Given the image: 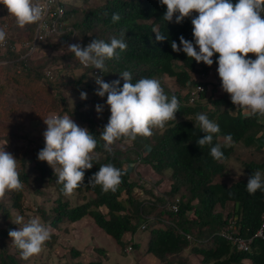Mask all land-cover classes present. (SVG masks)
<instances>
[{
	"label": "trees",
	"instance_id": "1",
	"mask_svg": "<svg viewBox=\"0 0 264 264\" xmlns=\"http://www.w3.org/2000/svg\"><path fill=\"white\" fill-rule=\"evenodd\" d=\"M38 1L40 0H34V3L37 4ZM97 1L92 4L90 0H61L66 9L65 20L75 33L68 30L59 36L49 37L46 43L40 45L41 51L37 54L26 55L28 49L23 48L20 54L11 51L0 54V82H4L0 83V140L2 134L6 135L4 140L11 138L14 143L20 139L18 127L12 122L7 123L9 117L4 113L7 107L13 109L15 106L4 97L5 93L9 89L18 88L19 91H16L23 94L20 104L24 101L31 102L28 97L33 100L39 98L44 92L50 98L49 110L58 111L61 115L67 113L79 120L97 141V147L90 153L93 167L84 170V181L74 189L72 197L64 194L63 185L57 182L54 169L47 162L38 159V153L45 143L40 142L36 147L22 149L12 142L6 143L5 151L18 160L17 170L23 188L8 190L0 197V264L28 262L21 258L20 250L12 243L8 233L18 226L14 223L13 212L20 215L27 212V191L32 189L34 195L43 196L45 188L52 190L57 198H47L45 201L48 204L43 203L33 210L40 214L43 224L51 226L57 233H67L74 225L90 218L98 229L97 232L113 237L124 250L127 246L124 237L128 233L134 236L143 224H148L142 229L150 235L146 252L159 259L162 264H190L183 257L187 250L201 256L203 264H264V239L253 238L264 216V189L255 194H249L246 190L248 177L252 173L260 171L264 178V162L246 163V177L237 182H215L218 176L232 174L228 169V162L236 145L255 146L262 128L258 121L259 114L248 117H242L240 113L233 115L231 101L207 96L206 91L201 93L194 104L189 103L188 93L183 94V91L189 88L187 84L191 74L200 71L198 63L182 50L174 52L171 42L175 41L179 45V38L183 36L195 43L191 17L179 24L161 20L167 9L161 5L160 0ZM78 2L89 5L82 8ZM232 2L236 3V0ZM0 7L4 9H0L4 12L0 28L4 29L3 23L5 20L10 22V15L3 4ZM114 13H119L121 17L116 23L112 22ZM196 15L198 13L192 14ZM25 29L27 35L19 39L13 36L12 40L31 41L35 34V23L27 25ZM153 29L166 35L167 39L156 42ZM5 32L7 35L6 30ZM121 34L127 49H117L112 59L105 58V68L102 71L105 82L120 80L122 87L124 81L120 74L128 71L132 75V83L142 78L156 79L169 100L175 96L180 102L179 111L175 114L176 120L166 122L163 128H152L150 137L138 136L134 141L128 142L130 146L127 149L117 145V141H125L124 138L107 146L100 138L110 115L105 112L103 117H98L96 105L107 104V96L102 100L96 95L98 85L95 83V68L83 67L67 48L69 44L87 46L93 39L107 43L113 37L121 38ZM38 54L43 55L38 58ZM216 56L219 57V54ZM50 68L53 78L46 76V70ZM76 70L81 73H75ZM67 75L71 79L66 80ZM167 78L176 82L178 87L174 91L165 85ZM44 79L48 86L43 89L39 85ZM60 84L70 86V90L78 94L86 92L92 98L87 97L72 109L65 98L53 95L54 90L59 92ZM17 96L19 98V94ZM8 97L11 98L12 95ZM82 106L87 109L80 111ZM200 113L219 125L220 132L213 134L212 145L199 147L197 144L198 139L205 135L196 120ZM229 134L232 141L221 142ZM216 143L221 144L225 157L220 161L210 155V149ZM136 162L139 163L138 169L141 165L150 167L160 176L159 181L163 178L168 180L171 183L170 190L162 192L157 188L158 192L154 185L132 181L127 165ZM105 164H112L121 170V182L114 191L105 192L101 186L89 185L93 174ZM139 189L142 190L140 195ZM172 198L179 199L178 212L167 206L168 199ZM230 203L233 206L225 213V208ZM222 230L236 233L249 241V249L240 250L230 239L220 235ZM189 235L192 239L187 238ZM52 237L50 243H45L50 244L51 250L55 246L53 244L59 241L56 235L52 234ZM140 248V242H133L131 252ZM66 251L68 252L59 262L47 261L42 264H105L101 259L83 262L79 258L81 252L74 247H69ZM96 251L101 256L108 255L103 247H97Z\"/></svg>",
	"mask_w": 264,
	"mask_h": 264
},
{
	"label": "clouds",
	"instance_id": "2",
	"mask_svg": "<svg viewBox=\"0 0 264 264\" xmlns=\"http://www.w3.org/2000/svg\"><path fill=\"white\" fill-rule=\"evenodd\" d=\"M160 3L166 6L167 10L161 20L167 23L174 21L179 24L185 18L191 17L195 43L181 36L179 45L175 41L171 42L172 50H182L189 58L194 59L200 70L198 74L207 72L208 69L205 66L201 69L199 63L212 66L213 56L219 54V57L216 56V63L222 90L229 94L238 109L264 116V0H236V3L232 0H160ZM0 4L15 17L20 28L36 23L42 17V8L34 5L33 0H0ZM193 13L198 15L192 16ZM120 19L119 13L112 15L113 23ZM153 32L156 42L167 39L166 35L156 29H153ZM5 39L6 32L0 28V42ZM67 48L83 67H94L102 72L105 68V58L112 59L117 49L125 51L127 44L121 34V38L113 37L107 43L93 39L87 46L69 44ZM249 54H254L256 59H248ZM177 66L182 68L178 63ZM195 73L191 74L189 81L192 86L197 80L193 78ZM120 76L124 81L122 87L120 80L108 83L103 76H95V83L98 85L96 95L107 96L111 113L100 136L106 146L121 138L132 142L138 136L150 137L152 128L165 127L166 122L176 120L175 114L179 111V100L175 96L169 100L158 80L142 78L132 83V75L128 71H124ZM188 90L189 88L186 93ZM80 96L82 100L87 99L86 92L82 91ZM96 111L101 113L103 106L96 105ZM43 120L47 125L43 133L45 146L39 151L38 159L47 162L54 169L57 182L63 185L64 194L71 195L80 182L84 181V170L93 167L90 153L97 147V141L88 129L78 126L67 115H52ZM196 120L205 133L198 139V146L212 145L213 134L220 132L219 125L202 113L197 114ZM217 139L219 140V137ZM224 140L226 143L231 142L232 136L229 134ZM210 155L217 161L225 158L220 143L211 147ZM54 165H59V168ZM138 165L139 163L137 167ZM17 169L18 160L11 153L0 150V197L8 190L23 188ZM121 175L120 169L112 164H105L93 174L89 185L101 186L105 192L114 191L121 182ZM164 181L166 179L163 178L149 184L154 185L156 189L159 188L158 184ZM167 188H171L170 182ZM261 189H264V178L260 171H256L248 177L246 190L249 194H255ZM169 190L163 189L162 192ZM22 220L23 218L14 223L21 225ZM8 234L12 243L20 250L21 258L27 261L41 253L43 246L50 239L51 229L40 219L33 218L22 224L18 230H9ZM124 241L132 242L127 241L125 237Z\"/></svg>",
	"mask_w": 264,
	"mask_h": 264
},
{
	"label": "rangeland",
	"instance_id": "3",
	"mask_svg": "<svg viewBox=\"0 0 264 264\" xmlns=\"http://www.w3.org/2000/svg\"><path fill=\"white\" fill-rule=\"evenodd\" d=\"M96 2L98 1L90 0V3L92 4H95ZM33 4L35 5L34 0H33ZM78 5L81 6L82 8H86L87 5L89 4H82L81 2H78ZM0 9L4 10L1 7ZM1 10H0V19L3 14ZM193 15H195V13H193ZM8 20H10L11 22L10 28L7 31V34L10 37L14 36L16 37V39L17 38L19 39L28 34L27 30L25 29L27 25L24 28H20L16 23L15 17L11 15L9 16ZM42 55L43 54H38V58H40ZM53 66L57 67V65H53ZM51 69L52 68L47 69V70H49L53 75V72L51 71ZM47 70H46V73L48 72ZM75 73L80 74L81 72L76 70ZM65 79L66 80L71 79L70 75L65 76ZM46 82L47 81L44 79L42 83H40L39 86L43 89L46 88L48 86V83ZM0 83H4V82H0ZM165 85L168 88H170L172 91L176 89V85L174 84L172 80H169V78H167V82H165ZM16 89L18 90V88ZM16 89H12L13 91L9 89L5 93L4 97L6 96L8 101H10V103H12L15 106L13 109L7 107L4 113L7 114L9 117L7 123L12 122L15 124V126L18 127L17 131H18V135H20V139L14 143L12 142L11 138H7L6 140H4L5 139L4 137L6 135L2 134L1 135L2 140H0V150H4V151L6 150L4 149V146L7 145L6 143L9 144L10 142H12L13 145H17L16 147H18L19 149L36 147L38 146L40 142L45 143L43 133L46 131L47 125L44 123L43 119H48L52 115L61 116V117H63L64 115H67L68 117H71L67 113H64L61 115L58 111L49 110L48 103H50L49 102L50 98L48 94L44 92L41 93L39 98L37 99L35 98V100L27 96L28 97L27 99L31 100V102L26 103V101H24L23 103L20 104V101H22L23 94L21 91L19 93L18 92L19 90L16 91ZM70 89H71L70 86L60 84L59 92L57 93L56 92L57 90H54L53 95L54 96L60 95L61 97L65 98L69 104V107L74 109L80 103V101H82V99H81L80 94L75 93L74 91ZM185 93H186V90L183 91V94ZM7 94L8 95L11 94L12 97L9 98ZM17 94H19V98ZM87 97L92 98V96L90 95H87ZM99 99L105 100L103 97H100V96H99ZM85 109H87V107L82 106V108H80V111H83ZM105 112L111 115L110 109L107 104H104L103 111L101 113H98V117L100 118L103 117L105 115ZM71 118L73 119V121H76V124L78 126L82 128H86V125H83V123H81L79 120L73 117ZM101 121H104V119H102ZM12 131L14 132V130ZM221 142H225V140H221ZM117 145L123 149H127L130 146V144L124 140L117 141ZM132 156L134 157V155ZM54 167L59 168L58 165H55ZM127 169L131 171V174H132L131 180L134 182H138L143 185L145 184L148 185L151 182L157 181L156 179L158 178L157 174L150 167H148L146 171V169H138L137 165L133 163V164L127 165ZM229 170L232 171V174L230 176H218L215 178V182H225L227 184H231V183L237 182L238 180L246 177V172L244 170V167L240 163H238L236 160H234L232 163L231 162L229 163ZM158 187L162 190L166 189L167 187H169V181L166 180L162 184L159 183ZM43 192L45 193V195L37 196L32 193V189L27 191L26 199H25L27 212L25 213V215H20L18 212L14 211L13 212L14 222L19 221L21 218H23L22 224H26L30 219H33V218H38L41 221L40 214L36 213L33 209L35 207L42 205L43 203L48 204V202L45 201L47 198H51V199L57 198V195L54 194L52 190L50 191L49 188L43 189ZM74 193L75 191H73L72 194L74 195ZM138 193L140 195L142 193V190L139 189ZM72 194L70 195L71 197H72ZM232 206L233 204L230 203L225 208V213H228L231 210ZM22 224L16 226V230H18L20 226H22ZM46 226H49V225H46ZM50 229H51V236H50V239L47 241V243L51 242L53 238L52 234L56 235L59 240L57 241L56 244H53V246L55 245L53 250H51L50 244L44 245L41 253L36 256L31 257L28 260V262H25V264H42L47 261H52L54 263L59 262V259H62L64 257V254L68 252L66 250L69 247H74L76 249H79V251L81 252L79 258L83 262L101 259L105 264H110V263L162 264L159 261V259H157L153 255L148 254L146 252V247H147V243H148L150 235L148 231H142V229L138 231L134 236L133 235L131 236V234H128L129 237L127 241L132 240L134 243L135 242L141 243V248L138 251H133L131 253H127L125 249L124 250L121 249V247L117 244V242L115 241L113 237L105 234L104 232L103 233L100 231L97 232L98 229L94 227L90 218L85 219L81 223L74 225V227H72L67 233H63V232L57 233V231L51 228V226H50ZM133 242L131 243L133 244ZM97 247H103L104 249H106L108 255L101 256L96 251ZM97 254H99L100 256ZM183 257L187 258L190 264H203L202 257L194 253H191L190 250H187L186 252H184Z\"/></svg>",
	"mask_w": 264,
	"mask_h": 264
},
{
	"label": "built area",
	"instance_id": "4",
	"mask_svg": "<svg viewBox=\"0 0 264 264\" xmlns=\"http://www.w3.org/2000/svg\"><path fill=\"white\" fill-rule=\"evenodd\" d=\"M35 5H38L39 7H41L43 12H42L41 19L35 23V34H34L33 39L31 41H27V40L14 41L12 40V37H10L7 34L5 41L0 42V54L5 53L6 51H11L16 54H20V50L22 48L28 49V52L26 55L37 54L41 51L40 45L46 43L49 37L59 36L68 30H71V31L73 30V32L75 33L73 27L69 26V23L67 22V20H65L66 9L64 5L61 3V0H40ZM6 12L10 15L7 8H6ZM9 26H10V22L5 20L3 23V27L6 31H8ZM74 35L75 34H73V38H74ZM197 51H199L198 47H197ZM217 60L218 58L214 55L212 66H208L202 62L199 63V67L201 69L204 66L208 67V69H207V72L201 73V78H200L201 80H196L195 85L192 86V84L188 82L189 90L187 93L189 96L188 99H189L190 104H194L196 101H198L201 93L206 91L204 78H207V76H211L213 73H215L218 79L217 84L219 86L222 85L221 79L217 72V68H218V64L216 63ZM46 76L49 78L53 77L50 71L46 73ZM95 76H103V74L99 70L95 69L94 77ZM169 189L170 188H166V190H169ZM156 191H158L157 188H156ZM167 198H170V197L167 196ZM178 202H179L178 198L168 199L167 206L171 210L178 212L179 210ZM151 219H154V217H152ZM147 226L148 224H143L142 229H145ZM234 232H236V230H234ZM220 235L226 239H230L235 245H237V247L240 250L249 249V241L238 236L236 233H232L228 230H222ZM255 237L264 239V216H263L261 226L258 229L257 233L253 236V238ZM187 238L192 239L191 235L187 236ZM125 251L127 253H131L132 251L131 242L128 241Z\"/></svg>",
	"mask_w": 264,
	"mask_h": 264
},
{
	"label": "crops",
	"instance_id": "5",
	"mask_svg": "<svg viewBox=\"0 0 264 264\" xmlns=\"http://www.w3.org/2000/svg\"><path fill=\"white\" fill-rule=\"evenodd\" d=\"M247 58L248 59H256V56L254 54H249V56ZM193 78H195L197 80H201L200 79L201 74H198L196 72L195 74H193ZM204 80L207 83V86H206L207 96H212L213 98H224V99L231 101L229 94L225 93L222 90V85L219 86L217 84L218 79H217L215 73H213L211 76H207V78H204ZM239 113L241 114L242 117H248V116L252 115L251 112H246L242 109H238L237 106H235L233 104V108L231 109V114L238 115ZM258 121L262 125V128L258 134L259 139L257 140L255 146L247 147V146H243V145H236L234 152H233V156H232L233 158H232V160L229 161V163L230 162L232 163L234 160H236L238 163H240L244 167V165L246 163H249V162H255V163H263L264 162V116L259 115ZM229 163H228V167H229ZM130 164H133V163H130ZM134 164L137 165V162ZM138 168H139V166H138ZM147 168L148 167H143V165L140 166V169H146V171H147ZM157 177L159 179H161L160 176L157 175ZM158 178H156V179L158 180ZM128 234L125 236L126 240L129 237Z\"/></svg>",
	"mask_w": 264,
	"mask_h": 264
}]
</instances>
